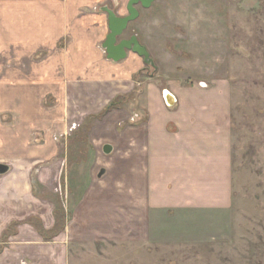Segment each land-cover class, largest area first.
Wrapping results in <instances>:
<instances>
[{
  "label": "crops",
  "instance_id": "0c3cea01",
  "mask_svg": "<svg viewBox=\"0 0 264 264\" xmlns=\"http://www.w3.org/2000/svg\"><path fill=\"white\" fill-rule=\"evenodd\" d=\"M108 2L125 4V0H0V116L8 114L17 124L16 134L6 137L0 121V162L5 159L11 166L0 175V264H67L64 238L69 224L79 223V214L67 222L65 232L44 240L28 222L43 216L35 203L43 200L35 197L31 172L35 164L53 158L55 150L50 148L57 143L48 139L50 127L59 131L60 139L67 116L89 120L104 114L121 116L124 111L118 106L105 113L104 109L114 99L128 96L136 86L135 75L145 68L142 58L130 51L117 62L106 58L101 43L108 33L107 15L99 8ZM138 77L139 119L121 129L114 130V123L104 128L113 141L105 155L116 146L121 154L111 156L119 166L112 174L104 172L106 188L97 194L110 196L107 204L120 207L122 215L126 205L135 202L144 220L158 211L226 209L231 200L229 84L225 80H214L208 87L196 81L163 84L155 73ZM163 90L172 95L171 105ZM96 122L86 129L101 130ZM28 126L37 134L33 142L43 138L40 149L28 144ZM93 203L89 219L84 217L86 224L114 226L115 211L97 200ZM94 207L102 213L94 216ZM39 220L43 228L54 226L53 219ZM14 223L13 232L1 240Z\"/></svg>",
  "mask_w": 264,
  "mask_h": 264
},
{
  "label": "rangeland",
  "instance_id": "374dc122",
  "mask_svg": "<svg viewBox=\"0 0 264 264\" xmlns=\"http://www.w3.org/2000/svg\"><path fill=\"white\" fill-rule=\"evenodd\" d=\"M127 1L108 3L116 14L126 15ZM136 8L138 17L120 37L135 35L155 70L144 65L134 90L115 99L124 111L121 116L104 114L91 120L67 116L60 139L59 131L50 127L48 139L57 143L50 152L55 153L35 164L31 180L35 197L43 200L35 202L43 216L34 217L53 219L54 226L41 227L39 218L28 222L38 234L46 229L43 235L52 240L79 214V223L69 224L64 238L67 264H264V0H155L149 8ZM154 73L163 84L169 80L205 82L207 87L214 80L229 84L231 200L226 209L158 211L144 220L132 197L122 215L120 207L107 204L110 196L97 194L106 188V176L97 178L98 171L112 174L119 165L111 156L121 154L117 146L110 155L102 152L103 144L113 143L104 128L114 123V130L121 129L137 122V94L142 88L138 76ZM8 116H0L6 137L9 132L15 135L17 127ZM93 120L102 128L96 133L87 130ZM34 136L28 126V144L40 149L43 138L33 142ZM1 162L9 165L5 159ZM96 200L115 211L114 226L86 224L84 217L89 219ZM94 209V216L102 213Z\"/></svg>",
  "mask_w": 264,
  "mask_h": 264
},
{
  "label": "water",
  "instance_id": "95a60500",
  "mask_svg": "<svg viewBox=\"0 0 264 264\" xmlns=\"http://www.w3.org/2000/svg\"><path fill=\"white\" fill-rule=\"evenodd\" d=\"M154 1L155 0H128L126 4L127 14L123 16L117 15L114 10L107 5H103L99 8L100 11L107 15L108 33L106 34L104 41L101 43V48L104 50L107 59L115 62L120 61L124 59L127 52L130 51L142 58L145 65L150 66L155 70V65L149 52L146 47L138 41L135 35H131L127 39H120L118 41V38L127 28L128 23L138 17L139 12L136 5H140L142 8H149ZM164 95L165 102L168 105H171L173 103L172 95L168 92H165ZM102 151L104 154H109L111 152V146L108 144L103 145ZM8 170L9 167L7 165L0 163V175L5 174ZM104 172L105 170L101 168L97 173V177H101Z\"/></svg>",
  "mask_w": 264,
  "mask_h": 264
},
{
  "label": "trees",
  "instance_id": "16d2710c",
  "mask_svg": "<svg viewBox=\"0 0 264 264\" xmlns=\"http://www.w3.org/2000/svg\"><path fill=\"white\" fill-rule=\"evenodd\" d=\"M137 75H135V77H136ZM117 107V102L115 101V99L113 100V101H111L106 107H105V109H104V113L105 112H108L109 110H111L112 108H116ZM28 221H30V220H28ZM31 224H32V222H30ZM16 224L14 223V224H12L11 226H9V228L5 231V232H3L2 233V236H1V240L2 239H4V238H6L7 236H8V234H10V230L12 229V227H14ZM42 227V226H41ZM42 232L40 233L39 232V234L42 236V238L44 239V240H49L48 238H45V236L43 235L44 234V231H46V230H44V229H40ZM13 232V231H12Z\"/></svg>",
  "mask_w": 264,
  "mask_h": 264
},
{
  "label": "flooded vegetation",
  "instance_id": "af4514ba",
  "mask_svg": "<svg viewBox=\"0 0 264 264\" xmlns=\"http://www.w3.org/2000/svg\"><path fill=\"white\" fill-rule=\"evenodd\" d=\"M113 4V3H112ZM131 36V35H130ZM129 36V37H130ZM129 37H127V38H129ZM127 38H125V37H119L118 38V41L120 40V39H127ZM1 164H5V163H2V162H0ZM5 165H7V164H5ZM8 167H9V170L5 173V174H7L9 171H10V166L9 165H7ZM5 174H2V175H5Z\"/></svg>",
  "mask_w": 264,
  "mask_h": 264
},
{
  "label": "built area",
  "instance_id": "2783aa9c",
  "mask_svg": "<svg viewBox=\"0 0 264 264\" xmlns=\"http://www.w3.org/2000/svg\"><path fill=\"white\" fill-rule=\"evenodd\" d=\"M165 92H167V91H163V98H164V100H165V97H164V96H165V95H164V94H165Z\"/></svg>",
  "mask_w": 264,
  "mask_h": 264
}]
</instances>
